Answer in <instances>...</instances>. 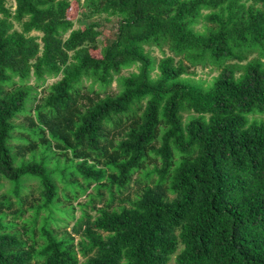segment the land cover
Returning <instances> with one entry per match:
<instances>
[{
  "label": "trees",
  "instance_id": "16d2710c",
  "mask_svg": "<svg viewBox=\"0 0 264 264\" xmlns=\"http://www.w3.org/2000/svg\"><path fill=\"white\" fill-rule=\"evenodd\" d=\"M13 2L0 0V264H264V0ZM45 147L77 173L25 160Z\"/></svg>",
  "mask_w": 264,
  "mask_h": 264
},
{
  "label": "rangeland",
  "instance_id": "374dc122",
  "mask_svg": "<svg viewBox=\"0 0 264 264\" xmlns=\"http://www.w3.org/2000/svg\"><path fill=\"white\" fill-rule=\"evenodd\" d=\"M8 6L14 7V2L13 0H8L7 3ZM73 8H72V15H71V19L75 22V26L74 29H80L81 27L85 26V22L82 20L81 18V12L77 9V5L76 3L72 4ZM35 35H38V33H33ZM93 54L97 55V52L92 51ZM154 55L157 56L158 58H161V54L158 50L154 51ZM131 71H134L131 70ZM123 75H129L130 71H123L122 73ZM216 74L215 73H209V70H201L198 69L197 70V75L195 77H192L193 80L195 82H201L204 86L209 85V83L211 82L212 78L215 77ZM56 79L50 80L47 82V86H49V84L53 83ZM116 85L115 83L113 84V89H115ZM256 121L261 122L262 120H264V117H256ZM26 122L25 117L24 116H20L19 119L16 121V125L20 126L23 125ZM16 135H18L16 133ZM13 145L15 146V142H13ZM29 157L31 160H33L34 162L42 165L47 172H52L55 171V173H57L56 175H58V177H62V173H77L75 169H71L69 171L66 172L65 167V163L61 164V162L58 160V158H54L53 156H51V151L50 149L46 148H42L41 150H38L34 153H31L29 156L27 155L25 157V160H29ZM135 180L137 181H141L143 182V184H145L146 182L141 179V174L138 175V177L135 178ZM81 182V180H80ZM2 183L4 184L3 187L0 188V194L4 193L6 187H7V182L2 181ZM57 185L59 187V192L61 196H64V194L68 193V190H65V184L64 183H59L57 182ZM28 187H29V192H31L32 196L31 198H29L30 202L36 201L37 199H39L40 197V184L39 181H31L28 183ZM143 186H138L136 184V182L132 183L131 186L128 188L127 191L123 192L119 197H116V200L114 202V205L117 206L120 201H122L121 206H126V207H130V204L126 203L125 200H127L128 198L134 199V196L136 194V192L138 190H140ZM87 201V197L85 194H82L81 196H79V198L73 202V206H74V218L71 219L68 222V225L66 228H63V224L62 223H58L60 225V229H59V233L62 234L65 230L67 232H69L74 224V222L76 221V219L81 215V210L79 209L78 204L79 203H85ZM26 208H28V206H26ZM90 213H93L90 208L87 209ZM30 215L29 211L25 214V218H27ZM42 216H46V213H42ZM59 214H56V217H59ZM52 228L56 229L55 226H52ZM170 264H176V260H175V256L172 257Z\"/></svg>",
  "mask_w": 264,
  "mask_h": 264
}]
</instances>
